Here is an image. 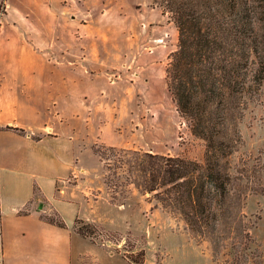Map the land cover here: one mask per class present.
Wrapping results in <instances>:
<instances>
[{
    "label": "rangeland",
    "instance_id": "1",
    "mask_svg": "<svg viewBox=\"0 0 264 264\" xmlns=\"http://www.w3.org/2000/svg\"><path fill=\"white\" fill-rule=\"evenodd\" d=\"M6 2L21 21L27 18L18 26L30 33L19 36L6 26L3 38L9 59L19 57L24 40H29L37 54L33 50L27 61L45 64L49 80L79 84L80 116L74 127L87 146L79 157L90 171L82 187L92 190L96 209L95 222L79 219L98 228L96 242L142 264L232 260L230 244L214 258L210 241L197 239L180 217L149 194L125 181L121 184L97 154L114 147L203 160L205 144L176 112L165 84L169 55L177 48V29L169 15L162 16L153 0ZM48 114H52L50 105ZM239 128L242 143L230 172L241 178L234 182L235 190L249 189L242 212L250 222L256 221L247 253L255 250L257 264H264V83L248 102Z\"/></svg>",
    "mask_w": 264,
    "mask_h": 264
},
{
    "label": "trees",
    "instance_id": "2",
    "mask_svg": "<svg viewBox=\"0 0 264 264\" xmlns=\"http://www.w3.org/2000/svg\"><path fill=\"white\" fill-rule=\"evenodd\" d=\"M153 2L177 29V48L169 55L164 79L176 112L205 144L203 160L114 147L97 154L121 184L149 194L197 239L210 241L214 258L230 244L233 258L225 264H257L259 254L247 253L256 221L242 212L249 189H234L241 178L230 168L242 143L244 111L264 83V0ZM41 219L66 227L56 212ZM97 229L79 218L74 222L75 233L93 243L100 238Z\"/></svg>",
    "mask_w": 264,
    "mask_h": 264
},
{
    "label": "crops",
    "instance_id": "3",
    "mask_svg": "<svg viewBox=\"0 0 264 264\" xmlns=\"http://www.w3.org/2000/svg\"><path fill=\"white\" fill-rule=\"evenodd\" d=\"M6 1L0 26V264H131L108 244L74 231L77 218L95 222L96 210L92 190L82 187L90 171L79 157L87 146L74 127L79 84L49 80L45 64L27 61L37 54L29 40L19 57L9 59L6 26L19 36L30 33L18 26L27 18L21 21ZM53 212L65 228L41 219Z\"/></svg>",
    "mask_w": 264,
    "mask_h": 264
},
{
    "label": "built area",
    "instance_id": "4",
    "mask_svg": "<svg viewBox=\"0 0 264 264\" xmlns=\"http://www.w3.org/2000/svg\"><path fill=\"white\" fill-rule=\"evenodd\" d=\"M6 10V4H5V0L2 2V6L0 7V26H1V22H2V18L4 16V12Z\"/></svg>",
    "mask_w": 264,
    "mask_h": 264
},
{
    "label": "water",
    "instance_id": "5",
    "mask_svg": "<svg viewBox=\"0 0 264 264\" xmlns=\"http://www.w3.org/2000/svg\"><path fill=\"white\" fill-rule=\"evenodd\" d=\"M41 207V206H40Z\"/></svg>",
    "mask_w": 264,
    "mask_h": 264
}]
</instances>
